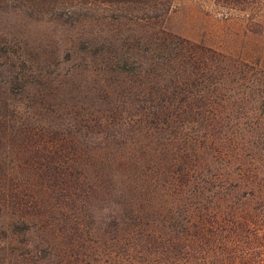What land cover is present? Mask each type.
I'll return each instance as SVG.
<instances>
[{"label":"rangeland","instance_id":"374dc122","mask_svg":"<svg viewBox=\"0 0 264 264\" xmlns=\"http://www.w3.org/2000/svg\"><path fill=\"white\" fill-rule=\"evenodd\" d=\"M0 264H264V0H0Z\"/></svg>","mask_w":264,"mask_h":264}]
</instances>
